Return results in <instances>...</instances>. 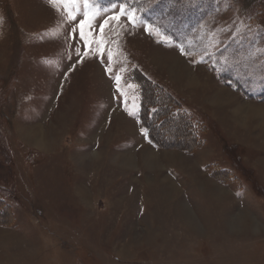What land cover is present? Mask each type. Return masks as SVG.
I'll return each instance as SVG.
<instances>
[{
  "label": "rangeland",
  "instance_id": "374dc122",
  "mask_svg": "<svg viewBox=\"0 0 264 264\" xmlns=\"http://www.w3.org/2000/svg\"><path fill=\"white\" fill-rule=\"evenodd\" d=\"M122 4L0 0V264H264V0Z\"/></svg>",
  "mask_w": 264,
  "mask_h": 264
},
{
  "label": "snow or ice",
  "instance_id": "6c2138e0",
  "mask_svg": "<svg viewBox=\"0 0 264 264\" xmlns=\"http://www.w3.org/2000/svg\"><path fill=\"white\" fill-rule=\"evenodd\" d=\"M48 3L53 6H62L63 15L70 23L76 21L79 17L78 24H73L72 26V32H78L79 39L84 43L85 48L96 44L101 53V57H103L104 50L102 46L104 40H97L95 38L93 28L98 26L100 34L103 35L105 26L109 23L118 25L122 16L126 17L129 22H133L136 19L134 10L127 9L123 4L118 7L116 12L105 18L102 15V10L96 7V0H83L82 6L79 0H48ZM58 10L61 9L58 8ZM98 16L103 19V23L97 21ZM107 58L110 62L112 59V53L110 51L107 53ZM115 79L117 84H119L120 77L116 76Z\"/></svg>",
  "mask_w": 264,
  "mask_h": 264
},
{
  "label": "bare ground",
  "instance_id": "6f19581e",
  "mask_svg": "<svg viewBox=\"0 0 264 264\" xmlns=\"http://www.w3.org/2000/svg\"><path fill=\"white\" fill-rule=\"evenodd\" d=\"M169 59L172 60L173 64H174V63L176 64V63H181V62H182L180 59L178 60V58H174V59H173L172 57H169ZM180 61H181V62H180ZM39 139H40V138H39ZM36 140H37V139H36ZM39 141H40V140H39ZM35 142H36V141H35ZM40 142H41V141H40ZM40 142H39V145H42V143H40ZM146 156H147V157H146ZM146 156H145V157L147 158V164H148V165H152L151 162L154 161V158H153L152 153H151L149 150H148ZM128 162H129V159H128ZM131 163H132V162H131ZM131 163H130V164H131ZM126 165L128 166V164H125V166H126ZM222 192H223V193H226L227 191L222 190ZM226 195H227V194H225V196H226ZM216 196H217V195H216Z\"/></svg>",
  "mask_w": 264,
  "mask_h": 264
},
{
  "label": "trees",
  "instance_id": "16d2710c",
  "mask_svg": "<svg viewBox=\"0 0 264 264\" xmlns=\"http://www.w3.org/2000/svg\"><path fill=\"white\" fill-rule=\"evenodd\" d=\"M148 101H149V99H148ZM170 105H173V104H170ZM166 107L169 108V104H167ZM142 108H143V107H142ZM143 114H144V112H143V109H142V112L140 113V119H141V120H142L143 117H144ZM142 122H143V121H142ZM148 129H149V128H148ZM148 131H150V129H149ZM148 131H147V132H148ZM148 136L150 137V132H148ZM3 207H4V206H3ZM5 207L7 208L6 205H5ZM8 209H9V208H8ZM2 210H3V209H2Z\"/></svg>",
  "mask_w": 264,
  "mask_h": 264
}]
</instances>
